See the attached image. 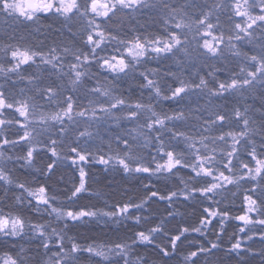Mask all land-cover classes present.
Here are the masks:
<instances>
[{
    "label": "snow or ice",
    "instance_id": "obj_1",
    "mask_svg": "<svg viewBox=\"0 0 264 264\" xmlns=\"http://www.w3.org/2000/svg\"><path fill=\"white\" fill-rule=\"evenodd\" d=\"M165 61L175 70L148 67ZM0 75V199L14 209L0 211V264H264V0H0ZM62 165L78 176L64 199L48 183ZM94 166L144 195L81 204L100 195ZM201 198L197 224L170 227L174 205ZM124 221L115 240L72 234Z\"/></svg>",
    "mask_w": 264,
    "mask_h": 264
},
{
    "label": "trees",
    "instance_id": "obj_2",
    "mask_svg": "<svg viewBox=\"0 0 264 264\" xmlns=\"http://www.w3.org/2000/svg\"><path fill=\"white\" fill-rule=\"evenodd\" d=\"M146 19V18H142ZM47 23V22H45ZM153 27H156L153 25ZM148 67H160L161 72L171 68L175 70V65L173 61H165L162 65L157 62H152L148 65ZM207 69H205L206 71ZM30 72L34 71V69H29ZM103 75H108L104 73ZM221 79L224 78L223 73L217 74ZM111 79V77H109ZM0 83H4L3 76L0 75ZM10 86V85H9ZM23 87L21 83L19 85ZM116 86L121 92H124L126 95H130L135 98L139 93L136 89L135 83L132 81H117ZM170 102L161 101L160 105L163 107V110L169 111L170 109L167 105ZM176 107V105H173ZM182 147V145H181ZM92 176L95 177L94 182H90V188L93 193H99L100 195H94L92 197H85L80 200L81 204H96L98 207H103L104 202L108 201L109 203H115L117 200H128L129 197L137 199L144 195L143 185L140 180L136 179H127L122 178L121 174L115 172H103L101 166H94L91 168ZM183 175V173H181ZM78 180V176L75 175L74 170L70 169L67 165H62L60 169H58L57 174L52 177L50 181H48L50 188L53 192H55L61 199H64L62 193L66 191L67 188L71 187V182L73 179ZM186 178V177H185ZM40 180H44L43 177L39 178ZM147 183L156 184L161 191L165 190V186L175 187L179 184V180H175L173 183V179H157L156 177L150 178V180H145ZM204 204H207V201H203ZM202 198L190 200L187 202H183L182 204L174 205L175 211L179 214L175 217V220L172 221L170 227L175 228L177 225L190 226L198 223V218L202 212ZM227 208L231 215L242 214V193H238L237 197L229 199L226 201ZM165 205L163 203L152 204L151 206V218L153 220H159L161 215L166 214L164 212ZM223 208L224 205H221ZM13 210L11 201H4L0 199V211H9ZM25 213L29 216H35L34 213H30L27 209L24 210ZM171 219V218H170ZM238 222L234 220H229L225 224V229L227 235L223 237V241L226 243L228 240V236H230L235 229V225ZM132 225L131 221H124L119 225L108 224V225H98L93 223L82 224L79 225L78 228L72 229V234L78 236L82 241L84 239H97V240H115L117 238H121L124 235H131L129 231V227ZM213 226L218 229V218L213 221ZM212 227V226H210ZM208 238L215 239L214 233L209 231L205 237H199L195 233H191L188 237L189 240L196 239L200 243H206ZM183 239V238H182ZM19 243H23L25 246L35 247V242L20 241ZM188 246V240L184 241V246H182L181 251H183V247ZM2 247H11L10 245H4L0 242V248ZM259 247V245H257ZM154 255V253H153ZM180 257L177 256V259ZM226 264H235L233 259L225 257ZM201 264H203V260H201Z\"/></svg>",
    "mask_w": 264,
    "mask_h": 264
}]
</instances>
